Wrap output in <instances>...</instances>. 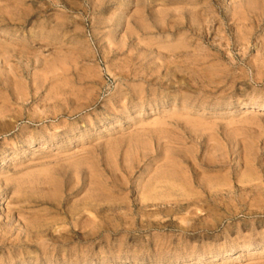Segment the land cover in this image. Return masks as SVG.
Here are the masks:
<instances>
[{"label": "rangeland", "instance_id": "374dc122", "mask_svg": "<svg viewBox=\"0 0 264 264\" xmlns=\"http://www.w3.org/2000/svg\"><path fill=\"white\" fill-rule=\"evenodd\" d=\"M251 103L264 0H0V264H264Z\"/></svg>", "mask_w": 264, "mask_h": 264}, {"label": "bare ground", "instance_id": "6f19581e", "mask_svg": "<svg viewBox=\"0 0 264 264\" xmlns=\"http://www.w3.org/2000/svg\"><path fill=\"white\" fill-rule=\"evenodd\" d=\"M248 107L251 109H262L264 108V104L263 103H251L250 105H248ZM97 123L99 124L100 121H97ZM155 182V181H154ZM170 184V183H169ZM177 187V186H176ZM184 187V186H183ZM182 187V188H183ZM185 190V189H184ZM165 196V195H164ZM212 198L213 201H215V198H213L212 196H210ZM144 198V197H143ZM1 199V198H0ZM4 201H0V204H3ZM215 206V205H214ZM217 206V205H216ZM215 206V207H216ZM225 207V206H224ZM249 215V211L246 213ZM256 243H253V242H248V243H245L244 245L242 246H236V245H232L230 246L228 249L224 250V251H219V252H215V253H212L211 256L213 259L215 258H218V257H222L223 255H226L228 253H231L233 251H237V250H243V251H246V250H249L251 248H253L255 246ZM229 251V252H227ZM178 258V257H177ZM250 258V257H249Z\"/></svg>", "mask_w": 264, "mask_h": 264}]
</instances>
